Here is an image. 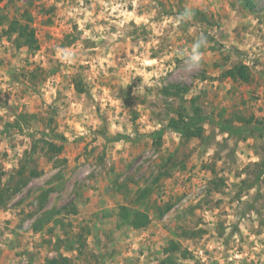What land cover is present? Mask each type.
Returning a JSON list of instances; mask_svg holds the SVG:
<instances>
[{"label": "rangeland", "instance_id": "374dc122", "mask_svg": "<svg viewBox=\"0 0 264 264\" xmlns=\"http://www.w3.org/2000/svg\"><path fill=\"white\" fill-rule=\"evenodd\" d=\"M252 1L253 8L243 0L0 2L8 21L0 26V132L20 114L36 116L24 133H0L8 190L0 204V264H43L57 256L58 236L86 232L81 252L62 250L76 264H158L171 240L187 252L177 264H264V180L249 190L240 183L264 140L239 141L210 124V141L168 130L157 147L148 137L183 104L162 95L173 84L189 87L182 106L196 99L217 120L264 116V0ZM185 11L192 15L182 20ZM12 20L31 21L37 51L6 37ZM239 63L251 67L252 83L222 77ZM32 132L38 141L46 134L67 141L57 159L39 149L40 176L16 188L18 175L9 176L30 155ZM117 133L131 140L103 137ZM147 185L154 186L148 206L171 203L172 210L158 220L151 209L143 230L119 226L125 192ZM47 213L52 219L34 230Z\"/></svg>", "mask_w": 264, "mask_h": 264}, {"label": "trees", "instance_id": "16d2710c", "mask_svg": "<svg viewBox=\"0 0 264 264\" xmlns=\"http://www.w3.org/2000/svg\"><path fill=\"white\" fill-rule=\"evenodd\" d=\"M3 0H0L2 2ZM249 8L254 7V2L252 0H243ZM31 19V18H29ZM7 17L5 15L0 16V26H3L7 23ZM30 20L25 24L20 23L17 20H12L7 29L2 30L6 37L13 41L15 40L17 47L27 46L30 50L34 52L39 49L38 41L35 36L34 29L30 26ZM14 35H17L14 38ZM73 43L70 42L69 45ZM33 52V53H34ZM37 77L38 74H34L33 77ZM223 78H230L233 81L241 82L245 84H250L254 80V76L251 70V67L245 63H239L225 72L222 73ZM81 90H78V92ZM189 92V87L182 86L180 84H173L170 86H166L161 89V93L163 96L168 98H176L183 101L185 95ZM182 104V105H183ZM179 104L178 108H173L176 116H172L168 118L166 125L161 126L160 128L152 131L148 134V137L152 140V143L160 147L162 145V140L164 135L168 130L173 131L180 135V137L184 140H192V139H200L202 142L210 141L211 136H206V132L204 129L205 124H210L217 126L218 129L227 134L230 137H235L239 141L248 140L249 138L263 139L264 140V116L259 118L255 115H250L249 117L234 114L233 118H222L217 120L211 115L205 114L200 110V108L196 105V99H193L190 102L189 108H186ZM36 116L29 114H20L15 117V121L11 124H8L6 129L1 131L0 133H10L12 129L16 128L18 133H24L25 129L29 130L31 128L30 119H35ZM35 133L32 132L30 137L34 142L32 150L29 156L26 159H23L19 165V169L10 175V179L14 180L15 175H18V183L16 184V188L19 186L26 185L29 179L39 177L41 172L38 171V166L36 160L33 158L34 154L42 149L44 151V155L49 158V160L57 159V157L62 153L63 147L67 139L60 134L48 135L46 134L45 138L42 137L39 141L35 138ZM42 135H45L42 133ZM106 142L109 143H117L121 141H130L131 138L128 135L117 133L112 136L104 135L103 136ZM38 141V142H37ZM36 142V143H35ZM42 143V146L40 145ZM258 155H261L260 160L256 163H252L246 166V172L248 174L250 171L254 173V178L251 181L249 175L247 174L246 178L242 180L241 186L244 189H253L259 187L261 181L264 180V146L259 148ZM163 169V167H162ZM166 174H162L163 176H168V173L164 171ZM27 173V174H26ZM26 174V175H25ZM3 171L0 170V204H5L4 196L5 192L2 188L3 177L6 176ZM9 177L7 182L9 181ZM159 178L156 179L153 185L158 184ZM154 186L147 185L143 188H137L134 192H125V195L128 199L129 205H121L117 209V216L119 218V226L122 227L128 226L134 230H143L146 229L153 218L151 216V212L158 220L163 219L173 208V204L165 203V204H157L154 203L152 206H148L149 199L154 192ZM124 189L123 186L118 187V191ZM242 190V189H241ZM17 191V189L15 190ZM240 198V197H238ZM152 209V210H151ZM73 213H75L76 209H71ZM57 214H61L60 211L56 212ZM51 213L45 214V216L36 223L34 226V230L40 231L45 223H48L52 219ZM60 218L56 219L55 224L61 223ZM190 236L195 235L194 232H187ZM65 238H58L55 241L57 256L54 258H49L44 261L43 264H76L73 258L67 256L64 252H73L79 251L81 252L82 248L86 246L85 237L86 233H80L76 237H69L67 233H65ZM79 244V246L77 245ZM165 257L159 261L158 264H177L179 259H187V252L182 250L181 244L178 241L171 240L169 245L164 249Z\"/></svg>", "mask_w": 264, "mask_h": 264}, {"label": "clouds", "instance_id": "9594fccd", "mask_svg": "<svg viewBox=\"0 0 264 264\" xmlns=\"http://www.w3.org/2000/svg\"><path fill=\"white\" fill-rule=\"evenodd\" d=\"M191 15H192L191 12H189V11H185L184 13H182V14L180 15L179 18L182 19V20L185 19V18L190 19V18H191ZM200 39H201L203 45L206 46L207 43H208L207 37L204 36L203 34H201V35H200ZM195 47H196V49H197L198 51H197V54L193 57V60H194V62H195L197 65H199V64H200V61H201V58H202V53L200 52L201 44L198 43V44L195 45Z\"/></svg>", "mask_w": 264, "mask_h": 264}]
</instances>
